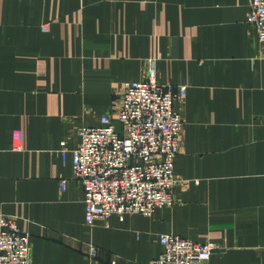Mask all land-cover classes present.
<instances>
[{
	"label": "crops",
	"instance_id": "0c3cea01",
	"mask_svg": "<svg viewBox=\"0 0 264 264\" xmlns=\"http://www.w3.org/2000/svg\"><path fill=\"white\" fill-rule=\"evenodd\" d=\"M248 11L249 0H0V215L28 235L29 264H152L163 234L217 245L205 264H264V51ZM149 61L159 84L186 87L174 205L87 226L77 132L112 117Z\"/></svg>",
	"mask_w": 264,
	"mask_h": 264
},
{
	"label": "built area",
	"instance_id": "2783aa9c",
	"mask_svg": "<svg viewBox=\"0 0 264 264\" xmlns=\"http://www.w3.org/2000/svg\"><path fill=\"white\" fill-rule=\"evenodd\" d=\"M246 24L264 51V0H249ZM40 30L49 32V24H42ZM185 97L186 87L159 84L154 61H149L143 80L122 84L112 117H101L98 127L78 130L79 143L70 152L71 169L72 179L83 191L85 225L105 222L111 216L120 221L129 215L150 217L174 205V161L184 128L176 104ZM20 138L19 132L12 133L13 143ZM59 146L64 159L65 143ZM59 187L63 193L67 180L61 179ZM159 244L162 251L152 264H205L218 249L209 241L195 243L172 234L160 235ZM97 257L98 250L90 246L88 259ZM29 261L28 235L20 231L14 218L0 215V264Z\"/></svg>",
	"mask_w": 264,
	"mask_h": 264
}]
</instances>
